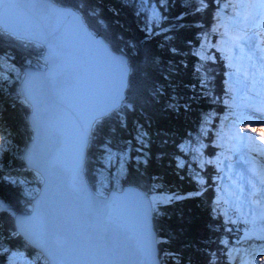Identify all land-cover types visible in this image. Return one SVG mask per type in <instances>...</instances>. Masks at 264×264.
Masks as SVG:
<instances>
[{"label":"snow or ice","instance_id":"1","mask_svg":"<svg viewBox=\"0 0 264 264\" xmlns=\"http://www.w3.org/2000/svg\"><path fill=\"white\" fill-rule=\"evenodd\" d=\"M120 3L134 6L146 37L162 36L171 44L173 36L168 33L184 27L181 21L186 16L212 9L214 0L181 3L184 11L172 21L166 12L175 0ZM106 6V0H0V46L14 48L23 59L17 68L9 51H0V115L6 100L18 109L29 132L14 143L13 134L0 124V183L20 187L29 183L25 174L30 173L40 185L25 188L21 195L26 200L16 201L25 204L24 214H17L11 201L0 198V264H162L163 258L181 264L179 253L159 250L167 241L158 238L151 220L162 214L163 207L198 197L209 187L203 170L210 166L229 182L228 187L217 186L219 196L211 201L213 221L223 217L215 231L227 235L235 227L243 235L234 244L248 243L228 247L230 241L218 236L216 242L227 248L219 255L227 257L228 264L237 259L239 264H264V131L256 133L257 126L264 130V123L257 124L264 121V0H215L210 30L197 33L198 46L186 41L194 58L196 83L187 86L192 95L187 99L169 95L162 108L187 112L193 101L204 100L223 105V115L202 111L198 126L173 145L177 151L170 158L177 171L187 169L196 185L184 195L162 189L155 176L147 187H122L129 149L113 152L103 142V159L113 167L119 161L108 178L111 191L100 181L91 191L83 179L85 150L97 133L110 122L126 127L129 114L158 103L162 93V87L155 86L147 89L151 100L138 92L126 95L129 63L122 50L110 47ZM213 49L225 62L222 95L209 87L211 76L205 70L207 62L216 61L210 54ZM168 51L189 55L175 46ZM152 63L158 64L159 58ZM168 70L173 71L171 64ZM134 138L136 164L146 166L151 141L139 123ZM69 141L70 151L63 147ZM54 145L61 147L54 151ZM209 146L217 151L205 159ZM161 155L157 153V158ZM216 179L211 177L213 182ZM130 217L135 221L131 237ZM116 235L124 243H113ZM201 251L211 257L205 264H216L217 253Z\"/></svg>","mask_w":264,"mask_h":264},{"label":"trees","instance_id":"2","mask_svg":"<svg viewBox=\"0 0 264 264\" xmlns=\"http://www.w3.org/2000/svg\"><path fill=\"white\" fill-rule=\"evenodd\" d=\"M181 3L187 5L188 0H175V6L168 8L166 16L169 21H172V18L177 17L180 12L184 11ZM214 4L215 0L213 8L202 14L186 16L181 21L184 27L168 33V35L173 36L171 44H169L163 41L162 36L146 37V33L141 30V21L134 11V6H122L120 0H106L107 6L104 11V19L107 21V31L111 34L109 43L114 50H122L128 56L132 68L129 75L127 95L131 97L133 93L138 92L146 100H151L147 89L155 86H161L162 93L158 103L146 104L143 108H139L138 112L129 114L126 127L120 128L110 122L102 132L97 133L96 139L88 147L86 163V174L94 188L97 186L98 181L103 183L108 181L104 183V186L106 189L110 188L111 185L108 179L110 173L116 171L119 167L118 160L116 166L113 167L103 159L104 152L100 147L103 142L113 152H119L125 148L129 149V159L125 165L126 178L121 181V185L132 184L147 187L153 183L152 177L155 176L159 178L157 183L162 189H167L168 192L184 195L196 190V185L188 176V170L184 169L178 172L175 162L170 158V154L177 151L173 146L174 143L180 137L186 136L194 126H198L197 122L202 111H217L218 115H223V105H209L204 100L193 101L189 111L181 110L179 113L169 112L163 109L162 106L169 95L175 94L185 99L192 95L187 86L196 83L192 76L194 58L190 55L186 41L191 40L193 44L198 46L197 33L210 26ZM196 25H202L203 27H196ZM169 46H175L180 52H189V55H173L168 51ZM5 50L9 51L10 56L13 57L10 62L19 68L23 63L21 54L16 52L14 48L9 49L6 45L0 46V51ZM210 54L216 56V61L215 63L207 62L205 65V70L211 76L209 87L213 89L214 94L222 95L225 87L224 80L226 79L224 76L225 62L214 49L210 50ZM156 57L159 58V63L153 64L152 60ZM181 61L183 63H180ZM33 63L35 64V60H33ZM170 64L173 67L171 72L168 70ZM12 78V74H9V79ZM3 103L4 111L0 115V124L13 134L14 143L20 142L29 135V132L23 126L18 109L10 107L6 100ZM218 121L216 119L215 123ZM136 123L142 125L149 133L151 141L146 149L150 155L146 166L143 164L138 166L135 160L136 148L138 147L134 138ZM111 127L116 128L115 132L108 131ZM165 140L168 142L162 143ZM205 143H208V141H205ZM215 151L217 150L209 146L205 152V159L208 158V154H214ZM157 153L162 154L160 158H157ZM5 166L8 167L7 163H5ZM12 167H16V164H13ZM218 174L215 172L214 166L204 169L203 175L207 179V183H212L213 188L206 187L198 197L183 199L170 206L163 207L161 209L162 214L153 218L158 237H163L162 240L167 241V243L159 245V250L166 249L179 253L181 264H189V261H191V264H205V261L211 259V257L201 251L202 249L207 248L209 252L224 250V246L216 242L218 236L229 240L228 246L233 247L235 246L234 242L243 235L242 230L236 233L235 227L227 235L222 230L215 231L216 227L223 222V217L213 221L212 216L209 215L211 201L214 199V195L216 198L218 194L216 191L217 181L213 182L211 177L213 175L218 177ZM25 175L29 183L20 187L0 183V198L11 201L13 206L22 212L27 211L25 204L16 203V201L18 199L20 201L26 200V197L21 195L23 190L39 187L32 180L30 173ZM181 176L184 178L180 179ZM240 228L242 229L243 226L240 225ZM207 231H209L208 235H206ZM207 236H211L209 240L214 243H205ZM225 259L226 257H216L218 262ZM173 262L175 263V261L167 258L162 259V264H173Z\"/></svg>","mask_w":264,"mask_h":264},{"label":"water","instance_id":"3","mask_svg":"<svg viewBox=\"0 0 264 264\" xmlns=\"http://www.w3.org/2000/svg\"><path fill=\"white\" fill-rule=\"evenodd\" d=\"M110 47H111V45H110ZM114 51H116V50H114ZM125 59L129 63V59L127 58V55L126 54H125ZM131 70H132V68H131V66L129 64V73H128V77H127L128 86H129V75L131 73ZM127 89H128V87L125 89L126 95H127ZM60 147H61L60 145H54L53 146V149L55 151V150L59 149ZM63 147H64L65 150L70 151V148H71L70 141L66 145H64ZM87 154H88V148L85 150L84 161H83V166H82V176H83V179H84L85 183L88 185L89 190L94 191L95 188L93 187V185L91 184V182L88 180V177L86 175V163H87V157H88ZM129 186L136 187L137 185H132V184H124V185H122V187H124V188H127ZM39 187H40V185H39ZM108 191L110 192L111 191V188ZM24 213L25 212H22V211L17 210V214H24ZM134 223H135L134 217H130L129 218V221H128V224H127V227H128V235L130 237L132 236V228L134 227ZM151 224H152V226L154 228V231H156L155 226H154V220L153 219L151 220ZM112 242L113 243H116V244L124 243V241L121 239V237L119 235L114 236Z\"/></svg>","mask_w":264,"mask_h":264},{"label":"rangeland","instance_id":"4","mask_svg":"<svg viewBox=\"0 0 264 264\" xmlns=\"http://www.w3.org/2000/svg\"><path fill=\"white\" fill-rule=\"evenodd\" d=\"M109 9L111 10L110 7H109ZM122 24H123V23H122ZM122 24H121V25H122ZM127 58H128V56H127ZM260 123H264V121H257V124H260ZM256 128H257V129H260V131H262V129H261L260 127L257 126ZM263 131H264V130H263ZM256 133H258V132H256ZM247 134H249V135H253V133H251V132H249V133H247ZM107 182H108V181H107ZM107 182H104V183H107ZM210 231H211V230H210ZM208 233H209V231L206 232V235H208ZM211 233H212V231H211ZM210 237H211V236H207L206 241L209 240ZM247 246H248V243H245V244L241 245L240 247H247ZM228 247H229V246H228ZM226 249H227V248L224 247V251H226ZM215 253H217L216 257H217V256H218V257L220 256L218 251L215 252ZM253 259H254V258H253ZM173 264H175V263L173 262ZM233 264H239V259H237L236 261H234ZM255 264H256V261H255Z\"/></svg>","mask_w":264,"mask_h":264},{"label":"bare ground","instance_id":"5","mask_svg":"<svg viewBox=\"0 0 264 264\" xmlns=\"http://www.w3.org/2000/svg\"><path fill=\"white\" fill-rule=\"evenodd\" d=\"M208 30H210V28H207ZM260 130V129H259ZM263 131V130H262ZM219 175V174H218Z\"/></svg>","mask_w":264,"mask_h":264}]
</instances>
